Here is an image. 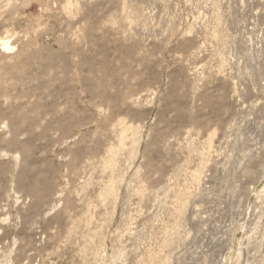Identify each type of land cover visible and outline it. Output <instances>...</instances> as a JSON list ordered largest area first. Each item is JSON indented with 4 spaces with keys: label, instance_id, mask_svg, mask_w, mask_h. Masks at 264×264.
<instances>
[{
    "label": "rangeland",
    "instance_id": "rangeland-1",
    "mask_svg": "<svg viewBox=\"0 0 264 264\" xmlns=\"http://www.w3.org/2000/svg\"><path fill=\"white\" fill-rule=\"evenodd\" d=\"M0 264H264V0H0Z\"/></svg>",
    "mask_w": 264,
    "mask_h": 264
},
{
    "label": "bare ground",
    "instance_id": "bare-ground-1",
    "mask_svg": "<svg viewBox=\"0 0 264 264\" xmlns=\"http://www.w3.org/2000/svg\"><path fill=\"white\" fill-rule=\"evenodd\" d=\"M4 45H5V42H4ZM6 46V45H5ZM7 47V46H6ZM7 49H8V47H7Z\"/></svg>",
    "mask_w": 264,
    "mask_h": 264
}]
</instances>
